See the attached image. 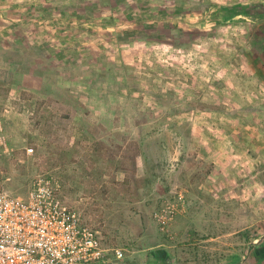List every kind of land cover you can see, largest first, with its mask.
Masks as SVG:
<instances>
[{
	"label": "rangeland",
	"instance_id": "rangeland-1",
	"mask_svg": "<svg viewBox=\"0 0 264 264\" xmlns=\"http://www.w3.org/2000/svg\"><path fill=\"white\" fill-rule=\"evenodd\" d=\"M239 4L264 8L0 0L5 191L57 174L108 255L159 241L208 262L252 255L264 237V18L221 10Z\"/></svg>",
	"mask_w": 264,
	"mask_h": 264
},
{
	"label": "built area",
	"instance_id": "built-area-1",
	"mask_svg": "<svg viewBox=\"0 0 264 264\" xmlns=\"http://www.w3.org/2000/svg\"><path fill=\"white\" fill-rule=\"evenodd\" d=\"M7 151L0 119V161ZM6 179L0 168V264H91L103 259L98 230L65 202L63 181L57 174H37L27 195L7 193ZM174 208L156 212L163 228L172 219ZM124 256L122 250H116L117 258Z\"/></svg>",
	"mask_w": 264,
	"mask_h": 264
},
{
	"label": "crops",
	"instance_id": "crops-1",
	"mask_svg": "<svg viewBox=\"0 0 264 264\" xmlns=\"http://www.w3.org/2000/svg\"><path fill=\"white\" fill-rule=\"evenodd\" d=\"M251 243L255 244L251 246L252 255H218L219 260L214 262H208V259L216 255H172L167 243L159 241L123 258L104 253L101 261L91 264H264V237L260 235V240H252Z\"/></svg>",
	"mask_w": 264,
	"mask_h": 264
},
{
	"label": "trees",
	"instance_id": "trees-1",
	"mask_svg": "<svg viewBox=\"0 0 264 264\" xmlns=\"http://www.w3.org/2000/svg\"><path fill=\"white\" fill-rule=\"evenodd\" d=\"M221 10L225 12L227 16H236L240 14H245L253 17L264 18V8L261 10L257 9L256 5H233L227 7H221Z\"/></svg>",
	"mask_w": 264,
	"mask_h": 264
}]
</instances>
